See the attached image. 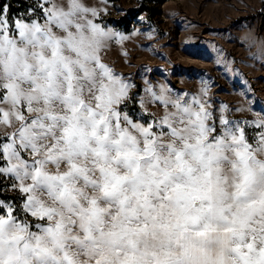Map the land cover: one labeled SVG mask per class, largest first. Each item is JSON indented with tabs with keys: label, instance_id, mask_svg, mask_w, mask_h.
I'll return each instance as SVG.
<instances>
[{
	"label": "snow or ice",
	"instance_id": "snow-or-ice-1",
	"mask_svg": "<svg viewBox=\"0 0 264 264\" xmlns=\"http://www.w3.org/2000/svg\"><path fill=\"white\" fill-rule=\"evenodd\" d=\"M98 16L0 2V264H264V115L206 87L137 99Z\"/></svg>",
	"mask_w": 264,
	"mask_h": 264
},
{
	"label": "rangeland",
	"instance_id": "rangeland-1",
	"mask_svg": "<svg viewBox=\"0 0 264 264\" xmlns=\"http://www.w3.org/2000/svg\"><path fill=\"white\" fill-rule=\"evenodd\" d=\"M85 3L98 10V23L118 34L103 59L138 86L133 89L137 99H147L142 90L149 87L190 94L206 87L205 98L214 108L232 109L230 119L253 121L264 115V0ZM145 106L157 117L164 114L160 104ZM10 131L0 125V136ZM18 195L9 192L4 198Z\"/></svg>",
	"mask_w": 264,
	"mask_h": 264
},
{
	"label": "trees",
	"instance_id": "trees-1",
	"mask_svg": "<svg viewBox=\"0 0 264 264\" xmlns=\"http://www.w3.org/2000/svg\"><path fill=\"white\" fill-rule=\"evenodd\" d=\"M0 2H5L10 4V15L19 16L26 12L27 4L29 0H0Z\"/></svg>",
	"mask_w": 264,
	"mask_h": 264
}]
</instances>
